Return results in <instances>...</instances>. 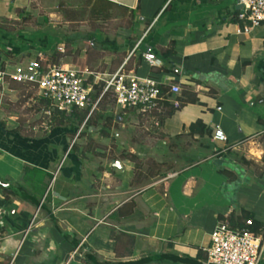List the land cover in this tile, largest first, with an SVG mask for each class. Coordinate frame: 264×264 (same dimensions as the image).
<instances>
[{
  "label": "crops",
  "instance_id": "crops-1",
  "mask_svg": "<svg viewBox=\"0 0 264 264\" xmlns=\"http://www.w3.org/2000/svg\"><path fill=\"white\" fill-rule=\"evenodd\" d=\"M10 1L23 2L0 0V10ZM109 1L136 15L121 25L119 59L105 63L126 61L137 77L178 83L170 97L199 101L161 125L114 104L121 128L90 127L95 154L77 143L80 126L27 133L0 119V179L21 188L25 165L51 176L42 196L0 187V264H63L77 249L69 264H205L220 221L246 212L264 228V24L238 32L239 0ZM197 120L210 135L190 133ZM216 125L226 144L213 140ZM111 145L121 157H104Z\"/></svg>",
  "mask_w": 264,
  "mask_h": 264
},
{
  "label": "built area",
  "instance_id": "built-area-1",
  "mask_svg": "<svg viewBox=\"0 0 264 264\" xmlns=\"http://www.w3.org/2000/svg\"><path fill=\"white\" fill-rule=\"evenodd\" d=\"M238 19L243 24L238 32H249L253 27L264 24V0H239ZM52 48L65 52V45L57 42ZM49 51L30 48L27 57L19 62L12 61L9 55L2 58L0 66V105L7 93H13V84L28 85L35 88L38 96L47 99L52 108L71 113L74 109L88 111L87 118L98 108L102 96L108 92L114 95V102L120 110L157 108L159 103L171 94L181 92V86L174 82H160L152 76L137 77L125 70L126 61L107 79H101L95 73L77 67L53 64L47 61ZM6 53V52H5ZM145 59L155 67L163 65L162 59L154 53H146ZM93 82H104L101 94L93 96ZM162 86L168 87L162 93ZM212 138L220 144L227 143L224 130L216 125ZM5 211H0V227L5 223ZM253 219L246 220L242 228L232 227L222 220L211 233L210 245L205 249V264H259L263 257V234H254L250 230ZM80 249L69 255L63 264H69Z\"/></svg>",
  "mask_w": 264,
  "mask_h": 264
},
{
  "label": "rangeland",
  "instance_id": "rangeland-1",
  "mask_svg": "<svg viewBox=\"0 0 264 264\" xmlns=\"http://www.w3.org/2000/svg\"><path fill=\"white\" fill-rule=\"evenodd\" d=\"M10 2L12 3L10 10L9 8L0 10V27L3 29H0V46L3 51L14 54L10 56L12 61L26 59L27 51L33 44L40 50L49 51L48 56H51L54 44L66 42L67 52L58 58V63L91 71L101 79H107L108 74L114 72L115 67L111 63L107 65L105 59L110 56L115 63L120 53L109 51L104 53L105 50L98 42L105 36L121 40V25H129L130 18L127 11L120 6L112 7L108 11L110 14L107 12L99 14L90 10L88 0H23L18 4ZM76 32L89 33L95 39L73 42L66 40V36L71 37ZM13 86L16 88L15 91L7 93L4 97L5 105L0 109V119L4 123L10 119L15 121L21 132L45 130L49 124V115L45 112L44 106L34 99L35 92L29 88L23 89L19 84ZM104 105L100 107L98 105V108L104 107L99 125L107 121L104 125L119 130L121 128L119 120L115 118L110 120L119 111L110 99ZM80 128L77 143L78 141L83 143V148L87 152L97 153L94 151L95 142L91 138L89 128H83V124ZM116 139L113 134L110 143L114 144ZM103 155L109 159L116 155L121 157V150L116 145H111Z\"/></svg>",
  "mask_w": 264,
  "mask_h": 264
},
{
  "label": "trees",
  "instance_id": "trees-1",
  "mask_svg": "<svg viewBox=\"0 0 264 264\" xmlns=\"http://www.w3.org/2000/svg\"><path fill=\"white\" fill-rule=\"evenodd\" d=\"M88 5L90 6V10L94 13H104L107 12L112 8V7H116V6H120L121 9H123L124 11H127V13L129 14V16L131 18H134V16L136 15L135 11H131L126 7H123L121 5H118L112 1L109 0H88ZM238 13L239 11L236 13V21L240 22V24H243L241 21H239L238 19ZM110 14V13H109ZM127 28L131 26V21H129V25H124ZM1 30H3L0 27ZM66 40L68 41H77V40H88V39H95L94 36L90 35L89 33H84V32H76V34L72 35L71 37L66 36L65 37ZM65 41V40H64ZM71 42V43H72ZM66 43V42H65ZM65 52H59L56 48H52V55L48 56L47 61L53 64H58V58L65 55L67 52V44H65ZM99 46L106 50L109 51L111 53H118L121 50V44L118 42V40L116 38L111 39L108 36H105V38L101 41L98 42ZM32 48H37V46L35 44L31 45ZM175 52L174 50V44H172L171 49H169L167 52H165V55H171ZM9 55V56H13L14 54L12 52H7L5 53V51H3V49L0 46V66L3 65V61L2 58ZM89 83L93 84V96L95 98L99 97L101 94V86L104 85V82H99V83H94L93 82V77L90 76L89 78ZM23 86V87H22ZM21 87L23 89H31L32 91L35 92V98L37 100V102L40 103V105L44 106L45 108V112L49 115V124L47 128H54V127H63L66 125H71L72 127H79L83 124V128L87 127H93V126H98L99 125V121L102 119L103 115L102 112L104 111V107L102 108H98L97 111H94L92 115H90L87 118V113L88 111H81L78 109H74L71 113H66L63 111H60L56 108H52L50 106V103L47 99L38 96L36 93L35 88H30L28 85H22ZM14 87V86H13ZM16 89V88H15ZM162 93H166L168 91V87L166 86H162L161 88ZM33 93V92H31ZM111 100L114 104V95L112 92H108L106 94H104L100 100L99 103V107L100 106H105L104 103L107 102V100ZM198 97L195 93H191V92H185V99H181L180 97H166L163 101H161L159 103V106L157 108H152V109H147L146 111H141L140 109H133L139 112V115L152 122L153 124H157V125H161L163 123V121L171 116L175 110H177L178 108H180L184 103L186 102H198ZM128 110V109H126ZM121 114V113H120ZM117 118L115 117H111L110 120ZM110 122V121H109ZM107 123V121H106ZM106 123H103L102 128H101V134L106 136L109 134L108 129L105 127ZM190 133L192 135L197 134V135H210L211 134V129L208 128L203 122L202 120H197L195 123H192L190 126ZM50 179L51 176L45 172L44 170L40 169V168H36V167H30L28 165H25L23 168V175H22V179L23 182L25 183L24 185H21V189L24 191H27L29 193H34L36 196H42L46 189H47V184L46 183V179ZM28 187H31L28 188ZM5 192H9V193H13L12 191L5 189ZM47 196H49L47 194ZM46 196V198H47ZM252 218L248 213H243V215H241L240 217H236V216H229V218H227V221L229 222V224L232 227L235 228H242L246 226V220ZM250 230L254 233V234H263V225L257 221H253V224L250 225Z\"/></svg>",
  "mask_w": 264,
  "mask_h": 264
},
{
  "label": "water",
  "instance_id": "water-1",
  "mask_svg": "<svg viewBox=\"0 0 264 264\" xmlns=\"http://www.w3.org/2000/svg\"><path fill=\"white\" fill-rule=\"evenodd\" d=\"M112 166H117V167H121V163L120 161H118L117 159H115L114 161H112ZM0 187L8 189L10 191H12L14 194L23 197V198H31L26 192H24L20 187H17L9 182L3 181L2 179H0Z\"/></svg>",
  "mask_w": 264,
  "mask_h": 264
}]
</instances>
